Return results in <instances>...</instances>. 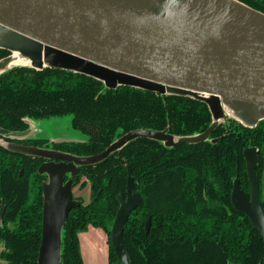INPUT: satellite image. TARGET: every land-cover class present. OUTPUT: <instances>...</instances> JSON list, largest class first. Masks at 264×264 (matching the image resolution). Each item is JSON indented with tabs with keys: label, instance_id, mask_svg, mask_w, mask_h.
I'll return each mask as SVG.
<instances>
[{
	"label": "trees",
	"instance_id": "obj_1",
	"mask_svg": "<svg viewBox=\"0 0 264 264\" xmlns=\"http://www.w3.org/2000/svg\"><path fill=\"white\" fill-rule=\"evenodd\" d=\"M264 14V0H237ZM10 53L0 49V60ZM71 116L83 142L42 139L15 142L88 157L100 154L133 130L166 131L174 137L203 133L212 123L207 105L189 97L120 86L114 90L70 71L13 67L0 74V127L22 132L28 121ZM210 140H216L211 143ZM255 147L260 199L264 120L253 128L226 116L208 141L188 145L138 138L106 159L79 167L73 188L88 186L87 203L70 211L62 228L60 264H83L79 235L89 227L107 238L108 264H118L110 231L126 196L127 166L142 205L129 216L123 244L130 264H264V241L250 220L234 209L235 180L249 192L243 151ZM45 159L14 153L0 144V264H37L41 239ZM22 171V175H20ZM150 220L148 231L145 223Z\"/></svg>",
	"mask_w": 264,
	"mask_h": 264
},
{
	"label": "water",
	"instance_id": "obj_2",
	"mask_svg": "<svg viewBox=\"0 0 264 264\" xmlns=\"http://www.w3.org/2000/svg\"><path fill=\"white\" fill-rule=\"evenodd\" d=\"M0 49L10 53L0 60V74L13 67L70 71L109 90L127 86L189 97L205 103L212 118L203 133L187 137L133 130L88 157L6 142L3 147L11 152L47 160L37 169L47 177L37 264H60L63 225L80 205L72 193L79 167L101 162L138 138L167 148L196 145L208 141L226 116L247 128L264 120V14L237 0H0ZM15 55L28 64H11ZM27 124L22 132L0 127V137L33 139ZM243 157L250 190L242 191L235 180L231 204L264 241L258 150L245 149ZM118 201L110 243L118 264H130L124 226L143 201L128 166L126 196L120 194ZM3 213L1 206L0 217ZM149 226L147 220L146 231Z\"/></svg>",
	"mask_w": 264,
	"mask_h": 264
},
{
	"label": "rangeland",
	"instance_id": "obj_3",
	"mask_svg": "<svg viewBox=\"0 0 264 264\" xmlns=\"http://www.w3.org/2000/svg\"><path fill=\"white\" fill-rule=\"evenodd\" d=\"M30 127L32 128L31 137L33 139H42L49 141H68V142H83L86 141V136L81 132L72 129L71 116L60 118H51L46 120H31ZM0 144L4 145L3 141ZM261 175V197L264 200V158L260 170ZM75 196L82 198L84 203H87L89 197L88 186L79 190L77 187L72 189ZM3 247L0 245V252Z\"/></svg>",
	"mask_w": 264,
	"mask_h": 264
},
{
	"label": "crops",
	"instance_id": "obj_4",
	"mask_svg": "<svg viewBox=\"0 0 264 264\" xmlns=\"http://www.w3.org/2000/svg\"><path fill=\"white\" fill-rule=\"evenodd\" d=\"M79 249L83 264H108V244L105 233L89 227L79 235Z\"/></svg>",
	"mask_w": 264,
	"mask_h": 264
},
{
	"label": "bare ground",
	"instance_id": "obj_5",
	"mask_svg": "<svg viewBox=\"0 0 264 264\" xmlns=\"http://www.w3.org/2000/svg\"><path fill=\"white\" fill-rule=\"evenodd\" d=\"M23 63H27L28 61H26L25 59L20 58L19 56H13L12 57V61L11 64H23Z\"/></svg>",
	"mask_w": 264,
	"mask_h": 264
},
{
	"label": "flooded vegetation",
	"instance_id": "obj_6",
	"mask_svg": "<svg viewBox=\"0 0 264 264\" xmlns=\"http://www.w3.org/2000/svg\"><path fill=\"white\" fill-rule=\"evenodd\" d=\"M44 148H48L49 149V147L48 146H46V147H44ZM47 160H45V161H43V162H46ZM74 197H75V195H73V199H74Z\"/></svg>",
	"mask_w": 264,
	"mask_h": 264
}]
</instances>
